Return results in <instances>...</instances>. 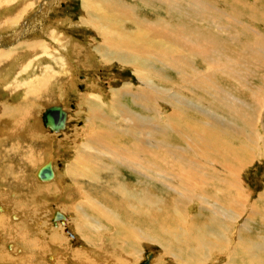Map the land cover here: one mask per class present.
<instances>
[{"label":"bare ground","instance_id":"6f19581e","mask_svg":"<svg viewBox=\"0 0 264 264\" xmlns=\"http://www.w3.org/2000/svg\"><path fill=\"white\" fill-rule=\"evenodd\" d=\"M165 2H168V17L156 20L157 15L150 11L148 14H152V18L142 17L135 10L137 6H130L126 0H84L83 5L88 9L82 24H89L98 29L100 47H103L105 52L98 51V56L106 65L115 60L121 65L130 66L139 88L135 82H131L132 80L115 88L116 92H123V95L130 98L129 106L126 99L114 96V89H110L113 94L112 99L109 97L107 105L101 102V94L94 90H91V93L86 88L90 92L88 98L79 96L82 102L78 112L86 115L85 121H81V131L77 134L81 151L76 150L77 148L74 150L75 157L61 169V178L57 177L59 161L56 165L57 161L53 164L50 162L54 161L52 154H48L45 164L32 171L31 178L26 174L28 172L25 173V168H19L24 167L28 159H23L22 165L18 163L17 157H8L0 162V248L8 252L0 253V262L28 264L31 263L32 257L45 255L47 250H53L56 255L47 254L45 264H60L65 259L74 261L75 264H96L99 261L100 264H126L133 249L138 252L141 243L151 242L162 249L158 259L156 260L155 252L147 251L136 264L145 261H148V264H195L193 260L196 254L197 261H200L196 264H245L241 254L250 258L249 264H264V236L257 237L258 241H255L254 238L245 240L242 235V230H248L251 226L250 220L258 219L264 229V213L258 204L255 205L258 199H264V193L260 195L259 192L251 191L244 195L248 192L245 184L246 191H240L243 180L241 178H244L243 170L251 167L250 164L256 160H264V79L261 74L250 69L252 64L247 62L249 52L256 54L255 64L264 63V32L258 28L259 25L264 26V11L261 9L257 12V4H254L250 6L249 12L253 10L256 14L248 16L247 13L245 18L240 13L238 16H241V19L235 17L234 20L230 17L235 22L222 27L229 29L231 24L240 27V34L247 38L249 46L251 38L258 40L255 42L257 49L255 48L254 52L249 50L241 53L239 48L223 42V38L220 40L218 34L202 26L200 19L190 15L186 9L184 11L180 1ZM27 3H21L15 9L16 13H8L4 19L0 18L1 22L3 20L0 31L11 30L9 28L19 22ZM186 3L188 4V1ZM210 3L190 0V4L200 10L198 14L201 19H204V12L211 9L214 12V18L211 19L213 26L219 25L218 21L227 16L225 6L222 3H214L221 7L218 8ZM11 5L12 0H0V11L7 10ZM219 14H223L224 18ZM243 19L246 21H242ZM9 23L14 24L10 26ZM35 27L37 28V25ZM48 29L43 28L41 31L43 34L47 33L46 37L49 39L53 29ZM25 33L27 34V29L21 28L12 32L13 39L8 40L10 42L2 44L0 41V89L8 92V96L4 95L7 99L0 102V146L3 145V150H8L6 154L11 155V145L15 143V139L23 143L27 140L34 142L40 137V131L36 127L38 123L32 119L36 120L37 113L42 116L44 110L52 106L36 112L30 104L26 107L21 103L24 107H17L11 103V96L17 88L16 77L21 73L19 67L18 72L16 67L12 69L17 50L21 47L18 45L25 44V47L35 50L42 48L45 43L31 39L32 37L26 43H19ZM47 46L52 48L50 44ZM53 51L50 49V52ZM59 57L61 56L56 58ZM51 58L58 61L53 56ZM197 59L200 61L199 65L204 64L206 73L195 65ZM156 63L172 69L176 78L173 79L168 73L160 70L159 64L156 66ZM234 66L238 69L232 68ZM26 67L30 70L31 66L28 64ZM45 67L46 70L42 71L44 73L41 74L39 68L40 73L36 76L32 71L30 81L25 84L27 90H22L23 92L30 95L43 88L47 95L50 89H54L50 88L54 84L49 73L52 69L49 65ZM190 70L197 75L193 78L186 76L189 73L186 71ZM254 80H258V83ZM61 83L60 86L55 85L58 92L56 95L60 98L67 94L64 93V87L67 85L63 81ZM187 83L202 92L207 99H212L220 107L226 108L231 116L224 117L209 111L203 105L204 99L182 96L180 93L185 90ZM23 85L24 82L21 83V86ZM229 87L233 90H246L249 95L245 100L239 99L228 93ZM189 89L186 88L187 93L192 94V89ZM151 91L157 97L156 104L153 103L154 96ZM131 100L135 107L131 106ZM108 108L110 116L103 113V110ZM76 111L75 105L74 112ZM203 116L205 123H202ZM69 118L68 115L65 129ZM57 134L59 137L64 135L62 143L70 141L74 147L77 146L74 138L61 132ZM53 137L58 140L55 135ZM53 139L49 141L48 153L53 149ZM24 150L26 151V147ZM18 153L16 150V154ZM48 163L51 164L53 178H37V171ZM215 170L227 171L228 178H232L229 183L230 190L225 194V203L219 199V193L224 190L217 188L220 180L215 178ZM129 172L134 179L129 176ZM38 187L42 192L52 190L66 199V204L56 208L48 220L43 217L39 203L42 198L40 192L39 199L29 197V190ZM160 187L164 189L163 192ZM13 189H18L19 193ZM22 190L27 192L29 201H21ZM167 190L172 192L168 193L170 198L160 197ZM111 193H117L119 198ZM107 205L116 209L121 219L137 227L128 230L123 224L117 225L113 220L118 215L108 209L104 210ZM149 207L157 210L150 211ZM204 209L210 212L209 216L201 213ZM85 210L95 212L98 217H88ZM37 212L42 217L35 216ZM55 212H59L65 219L53 222ZM202 218L209 222L205 225L204 221L200 220ZM201 226L206 237L198 235ZM89 228L96 230L99 237L107 235L106 241L103 244H91ZM102 228L107 231L101 232ZM118 240L126 241L122 254L117 246ZM113 245L115 248H112ZM93 251L96 257L91 255ZM82 254L87 256L82 257Z\"/></svg>","mask_w":264,"mask_h":264},{"label":"rangeland","instance_id":"374dc122","mask_svg":"<svg viewBox=\"0 0 264 264\" xmlns=\"http://www.w3.org/2000/svg\"><path fill=\"white\" fill-rule=\"evenodd\" d=\"M48 1H50V3ZM48 1L47 0H45V1L44 0H35V1H30V0L29 1L28 0H26V1L25 0H16L15 1V0H12L13 5H11L7 10L1 9V11H0V18L2 17L1 19H4V16L7 15L8 13L9 14L16 13L15 9L17 7H19L21 5V3H24V2L27 3L28 2L27 5L24 6L25 8L23 9L25 13L21 12L22 15L19 18V22L17 21V23H15L14 26H12L14 23L12 25H11V23H9V25L12 26V27L9 28L11 30H7V31L5 30L4 31V29H3L2 31H0V41H1L2 44L4 42H6V43L10 42L11 39H13L12 32L14 33L16 30H19L21 28L27 29V34L25 33V35L21 36L22 38H20L19 43H22V42L26 43V42H28V40H30L31 37H32L31 39L38 40V41L40 40V41H44L45 42L43 44L42 48L35 49V50H33V48L31 49V48L25 47V44H19L18 45L19 47L20 46L21 47L18 48V50H17V54H16V57H15V60H16L15 61V65L16 66L14 65L12 67V69L16 67L17 68V72H18V69L21 68V70L19 71L21 73H20V75L18 77H16L15 83H16V87L17 88H15V91L12 94L13 97L11 96V103L14 106H17V107H24V106L27 107V104H30V106L33 107L36 110V112H38L39 110L41 111L42 109H44V108H46V107H48L50 105H52V106L59 105V106L65 107L64 110L67 112V114L70 116V118L68 120L67 128L65 130L61 131V133H65L67 136L72 137V139L74 138L75 139L74 141H76V144H77V146L74 147L71 144L70 141H66L65 143H62V137L64 135L59 137L60 136L59 134L50 133V132L46 131L44 128H42L43 125L41 123V114L39 115V113H37L36 114L37 115L36 120L32 119L33 122L38 123V124H36V127L40 131V137L37 138V140H35L34 142H32L31 140H27L25 142L23 141V143H22V141L19 142L18 139H15L14 140V142H15L14 144L15 145L14 144L11 145L14 148V149L12 148V150H13V154L12 155L9 154V153L6 154V151H8V150L6 149V151H4L3 150V145L0 146V162L4 161V159H7L8 157L9 158L10 157H12V158H16L17 157L19 159L18 163L20 165L23 164V159H25V158L28 159L29 162H31V163H28V161H27V163L24 164V167L19 166V168H21V169L25 168V173L28 172L26 174H28L29 178H31L32 171H34L39 166H41L43 163L45 164V162L48 161V154H50V155L52 154L51 156L54 157V161H50V162H52V164L55 161H57V162H55V165H56V163H58V161H59V163L57 164V166L59 168L58 172H57V177L61 178L62 174H63V170H61V169L64 167V165L65 166L68 165L67 163H69L75 157L74 154L76 152H74V150L77 148L76 150H80L81 151V147L78 145V142H77V134L79 133V131H81L80 130V128L82 126L81 121L82 122H83V120L85 121L86 115H82L81 113L78 112V110H80V108H81V104L80 103L82 102V101L79 100V96L80 95L83 96V99L88 98V93H90L91 90H94V92L96 91V93H98L99 95L101 94L100 95L101 99H102L101 102L103 104L105 103L107 105L109 97H110V99H112L111 95L114 92V96L116 98H121L122 100L126 99L125 100L126 104L129 106L128 102H129L130 98L127 95H123V92L122 93L119 92L120 93L119 94L118 92H116L115 88L117 89V87H120V86L124 85L123 82H128V81H131V80H132L131 82H133V83L135 82L137 84V88H139L138 87V82L135 81L137 79H135L133 77V73H132V71L130 69L131 68L130 66H128V65L124 66V64L121 65L115 60H113L109 64L107 63V65H106L100 59V57L98 56V54H99L98 51L104 52V50H103L104 48L100 47V40L101 39H100V37L98 35V31H97L98 29L97 30L94 29L89 24L88 25L87 24H82V19H83L84 15H85V11H86V9H88V7L86 5L85 6L83 5L84 0H82L83 2L80 1V0H48ZM126 1H128L130 6H132V7H136L137 6L136 7L137 9H135V10L138 11V13H140V15L142 17L146 18V19L152 18V16H151L152 14H148V11H150V12L154 13L155 15H157L156 18H155L156 20H160V19H163V18L167 19V17H168V11H169V8H168V5H167L168 2H165V0H160L162 2H160L159 0H151V1L150 0H142V1L141 0H126ZM178 1L181 2V6L183 7L184 11L186 9V11H188V13L190 15H192L196 19H200L202 21V22H200L202 26H204L206 28L208 27L214 33L218 34L220 36V40H222V38H223V40H224L223 42L229 43L230 45L235 46L236 48H239L241 50V53L245 52V51H249V50H252L254 52L255 48L257 49L256 43L258 42V40L254 39V38H251L250 39V46H249L247 38L244 37L242 33H241L242 35L240 34V32L242 31V29L240 27H237L235 24H231L230 28L228 27L229 29H227V28L223 29L222 27L225 24H227V23L235 22L234 21L235 17H239V19H241V16H238L240 13L243 15V17H245L247 13H248V16L254 14L255 12L253 10H251L249 12L250 6H252L254 4H257V6H256V11L257 12H258V10H261V9H263L261 11H264V0H200L201 3L202 2L210 3L209 1H211L212 3H210V4L215 5L217 3H222L225 6V11H226V15L227 16L225 17V19L218 21L219 25H214V26H213V21H211V19L214 18V12L211 9H210V11L204 12V14H205V15H203L204 19H201L200 15L198 14L200 12V10L198 11L197 8H195L192 4H190V0H178ZM187 1H188V4L186 3ZM51 3H52V5H51ZM46 6H48V7L46 8ZM139 7H141V8L139 9ZM216 7L221 8L220 6H216ZM139 10L141 12H139ZM232 10H233V12H232ZM166 13H167V16H166ZM223 14H219V16L223 17L224 16ZM230 17L234 18V20L231 19ZM26 21H27V25H26ZM48 21H50V22H48ZM61 21L65 22V23H61ZM242 21H246V19H243ZM54 22L57 23V24H55ZM44 23H45V25H44ZM59 23L61 24V26H60ZM1 24L3 25V20H2V22L0 21V25ZM68 24H69V26L70 25L71 26L69 27ZM126 24H128V22ZM36 25H37V28L35 27ZM31 27H32V29H31ZM41 27L46 28V29L49 28L48 30H50L51 28L53 29V30L51 29L52 33L50 31V38L49 39L46 37L47 33L46 34L42 33L41 29H43V28H41ZM127 27H129V26H127ZM65 28H67V29H65ZM258 28H260L261 31L264 32V26L263 25H259ZM61 30L62 31L64 30L63 31L64 35H63V32H61ZM28 36H29V38H27ZM37 38H40V39H37ZM59 38H60V40H59ZM95 38H97V39H95ZM8 40H10V41H8ZM46 40H47V44H46ZM94 40H96V42ZM251 42H252L253 46H252ZM49 44L51 45L52 48H49L50 46H47ZM95 45H98L99 48H97L98 46H95ZM93 47H94V49H93ZM50 49H53L54 51L50 52ZM96 49H98V50H96ZM46 50H48V51H46ZM182 50H185V49H182ZM44 51L45 52H49V53H45ZM55 51H57V53ZM54 52H55V54H54ZM180 53H183V52H180ZM43 54H44V56H41ZM74 54L77 55V56H75ZM185 54H188V53H185ZM247 54H248V56H247L248 60L247 59L246 60H247V62H251V64H252L250 69H252L255 72H257V74H261L262 78L264 79V77H263L264 76V63L262 65L255 64L254 60L256 59L255 58L256 54H254V53L250 54L249 52ZM37 55L39 56V58H38ZM51 56H53L54 58H56L58 56H61V57L56 58V59H58V61H54L53 58H51ZM35 59H36V61H35ZM42 59H43V61H42ZM49 59H52V60L49 61ZM94 60H95V62H94ZM92 62H94V64ZM98 62H100V63H98ZM115 62H116V64H115ZM199 62L200 61L197 59V61L195 63L197 68H199L200 70L204 69L203 71H205L206 69L204 68V64L199 65L200 64ZM28 64H29V67L31 66L33 69L30 67V70H29V68L26 67V66H28ZM57 64H58V66H57ZM81 64L84 65V66H82ZM158 64L159 63H156L155 65L157 66ZM19 65H21V66H19ZM46 65H49L51 67V69H52V70H50L49 73L51 74V76L53 78V80L51 82H53L54 84L52 85L53 87L51 86L50 88H54V89H52V90L50 89V93L47 92L48 93L47 95H45V90H43V88L40 89V90L38 89L39 91L36 90V91L32 92L30 95H27L26 92L22 91V90H24V91L27 90V86L25 85V84H27L26 81H30L29 78H30V76H32L33 72H34L33 74L35 76L38 75L40 73L39 68H41L40 69L41 70V74L44 73L42 71L46 70L45 69ZM63 65H66V67H64ZM53 66H55L57 68H55ZM158 66L160 67V70H162L163 72L168 73V75L171 76L173 79L176 78V74L173 72L172 69L166 68V67H162L163 66L162 64H159ZM237 67H238V65H237ZM65 68L68 69V70L66 71ZM105 68H106L107 71L105 70ZM232 68L235 69L236 67L234 66ZM236 69H238V68H236ZM95 70H96V72H95ZM186 73L190 74V75L187 74L186 76H188V77L192 76V78H193L194 75H197L196 73H194L191 70L190 71H186ZM192 73H193V75H191ZM204 73H206V71ZM11 75L13 76L12 73H11ZM110 76H111V78H110ZM93 79H94V81H93ZM61 81L65 82V84L67 85V86L64 87L65 88L64 89L65 90L64 93H67V94H66V96H63V97L60 98L59 95H56L58 92L56 91L55 85H58V84H59V86L62 85ZM105 81H107V82H105ZM194 81H195V79H193V82ZM23 82H24V85L21 86V83H23ZM254 82L258 83V80H254ZM107 83H108V85H107ZM100 86H101V88H100ZM86 88L90 92L87 91ZM166 88H167V86H166ZM186 88H188V89L190 88L189 89L190 91L192 89V91H191L192 94H188L187 91H186ZM106 89H107V92H106ZM110 89H114L113 92H112V90L110 91ZM184 89L185 90H183L180 93L182 96L186 95V97H190V98L204 99L205 101L203 102V105L209 111H212V112H215V113H219L221 115H224V117H230L231 116L226 108L220 107V105L217 104L215 101L213 102L212 99H209V98L207 99V97L202 92L200 93V91L198 89H196L194 86H192L191 84L188 85V83H187V87L185 86ZM228 89H229L228 93H231L234 97H237L239 99H244L245 100V97H248V95H249L246 92V90H244V91L241 90V89L240 90H233L230 87ZM74 90H75V92H74ZM97 90L99 92H97ZM153 93L154 92L151 91L152 95H153ZM6 94H8L7 91H5L3 89H0V102H3L5 99H7V98L4 97V95L8 96ZM151 94L149 93L150 97L152 96ZM35 96L36 97L38 96L39 98L38 97L35 98ZM153 96H154V100H153L154 102L153 103L156 104L157 97H155V94ZM21 103L24 106H22ZM133 104L134 103L131 100V106L135 107V105H133ZM75 105H76V109H77L76 112H74ZM109 105H111V102L109 103ZM109 112H110L109 108L106 109V110H103V113L104 114L106 113L108 116H110V114H108ZM193 113L195 114L194 111H193ZM193 113L191 112V114H192L191 117L192 118L194 117ZM146 114H149V113H146ZM38 117H39V120H38ZM197 117H200V116H197ZM202 123H205V116H203V118H202ZM74 130H76V131L74 132ZM53 135H55V137L58 139L57 141L53 139L54 138ZM5 139L6 138L4 137L3 140H5ZM52 139L54 141V146L52 147L53 149L49 150L50 152L48 153V144H49V141L52 140ZM117 144H120V143L117 142ZM24 146L26 147V151L24 150L25 149ZM7 148L9 149L10 147L7 146ZM20 149L22 151H20ZM16 150H17V152H19L18 153L19 155L16 154ZM23 152H26V153H23ZM8 155H10V156H8ZM252 163L250 164L251 167L248 166V167H246L245 170H243L242 176H244V178H241L243 180H242L241 185H240L241 186L240 191L241 192L242 191H246V188H247L248 192L244 193V195H248V193H250L251 191H255L257 193L259 192V194L262 195L264 193V160L263 159L256 160L255 162H252ZM54 167H56V166H54ZM124 172H125V170H124ZM226 172L227 171L220 172L219 170L218 171L215 170V175H214L215 178L220 180V183L218 184L217 188H220V189L222 188L224 190L223 193H219V199L223 203H225V196H226L225 194H227L228 190H230L231 185L229 186V183L231 182V179H232V178H228ZM129 176L134 179V177L132 176L131 173L129 174ZM244 184H245L246 188L244 187ZM160 189L162 190V192L164 191L163 188L160 187ZM13 190L16 193H19L18 190H16V189H13ZM23 191H25V190H22L20 192L21 200H24V202H27V201H29L27 192H23ZM42 191L43 190H41L40 187L35 188V190H31L30 189L29 190V192H30V196L29 197H33V198H37L38 197L37 199H39V192H40V194L42 195V198L39 199V203L41 204V207H42L43 217H46L45 219L48 220V217H51L52 212L56 208H61L60 205L66 204V199H65L64 196L60 197V195L57 194V192H52V190L44 191V192H42ZM168 193H172V192L167 190V192H165L164 194H161L160 197H162V198L163 197L164 198L165 197H169ZM230 194L232 195V192ZM111 195L115 196L116 198H119L117 193H111ZM232 199H233V197H232ZM253 199H255V198L253 197ZM211 203H213V202L211 201ZM257 204H258V206H260L262 208L261 210L264 213V199H261V200L258 199V202L255 205H257ZM105 207L106 208L104 210L108 209L109 211H112L113 213L118 215L113 220L117 225L123 224L125 226V228L128 229V230H130L133 227H135V228L137 227V226H134L131 223H127L126 221L121 219L119 217V212L116 209H113L111 206H108V205L105 206ZM138 208L142 209L139 206H138ZM148 209L150 211H156L157 210V209H155L153 207H149ZM144 210H146V209L144 208ZM38 212L35 213V216L39 215ZM85 213L87 214L88 217H93L95 219L98 217V215L95 212L90 211V210H85ZM201 213L203 215L205 214V216H209L210 212L208 210L204 209V210H202ZM39 216L42 217V215H39ZM102 219L105 220L103 217H102ZM39 220L40 219H38V221ZM200 220H203L204 221L203 223L205 225L209 222L208 220H205L204 218H202ZM41 223H43V222L41 221ZM249 223H250L251 226L248 228V230H246V229L242 230L243 238L245 240H247L249 238H254L255 241H258L257 237L264 236V229L261 227L262 222L259 221L258 219H255V220H250ZM88 227H90V226H88ZM106 231H107L106 228H102V230H101V232H103V233L106 232ZM88 232H89V235H90V238H91V239H89L91 244H95L96 245L97 242H100L101 244H103L106 241L107 235H105L103 237H99L97 235V231L94 230L93 228H89ZM198 235H199V237H206L203 234V232H202V226H201V232ZM117 246L120 247V251H121V254H122L125 251V250H123V247H126V241L125 240H118ZM45 248L47 249V247H45ZM45 248H43V249H45ZM112 248H115V245H113ZM52 251L51 250H47V254L56 255V253L52 252ZM147 251L155 252L154 254L156 256V260L158 259L159 255L162 253V249L160 248L159 245H155V244H153L151 242L144 243V244L141 243L139 245L138 252H135L134 249L132 250V254L129 256L130 259L126 262V264H136V262H138V261H140L142 259L143 254L145 252H147ZM173 252H178V251L173 250ZM0 253H8V252L5 251L4 248H0ZM178 253L182 254L180 252H178ZM47 254L41 255V256L37 255V256L32 257L31 263L28 262L27 260H24V259L23 260L28 262V264H32V263L33 264H45V262L47 263V261H46ZM91 255L93 257H96L94 255V251L91 252ZM85 256H87V255L86 254H82V257H85ZM182 256L185 259H189L184 254H182ZM241 256L245 259V260H243V261H245V264H249L250 258H247L245 254H241ZM197 260L198 259H197V254H196V257L193 260L195 262V264L200 262V261H197ZM60 264H75V262L74 261L73 262L67 261L65 259V260H62V262ZM96 264H100V261L97 262Z\"/></svg>","mask_w":264,"mask_h":264},{"label":"water","instance_id":"95a60500","mask_svg":"<svg viewBox=\"0 0 264 264\" xmlns=\"http://www.w3.org/2000/svg\"><path fill=\"white\" fill-rule=\"evenodd\" d=\"M66 120L67 112L63 110L61 106H50L44 110L41 116V123L43 125V128L50 133H59L65 130ZM51 171V164L48 163L37 171V178H53ZM62 219H65V217L62 216L59 212H55L52 221L56 222L57 220ZM142 264H148V261H145Z\"/></svg>","mask_w":264,"mask_h":264},{"label":"crops","instance_id":"0c3cea01","mask_svg":"<svg viewBox=\"0 0 264 264\" xmlns=\"http://www.w3.org/2000/svg\"><path fill=\"white\" fill-rule=\"evenodd\" d=\"M43 128V127H42ZM33 183H34V179H33ZM16 190H18V189H16ZM19 191V190H18ZM22 202H24V200H21ZM0 264H9V263H4V262H0Z\"/></svg>","mask_w":264,"mask_h":264}]
</instances>
